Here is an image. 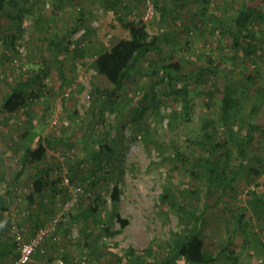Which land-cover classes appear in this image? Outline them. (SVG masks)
<instances>
[{"label": "rangeland", "instance_id": "1", "mask_svg": "<svg viewBox=\"0 0 264 264\" xmlns=\"http://www.w3.org/2000/svg\"><path fill=\"white\" fill-rule=\"evenodd\" d=\"M145 1L11 0L0 17V103L16 80L28 81L35 91L16 114L0 112V197L5 206L0 216V264L17 258L12 230L29 238L56 216L62 220L28 264H156L168 251L171 234L192 227L187 213L160 202L163 192L177 195L179 205L202 214L208 259H213V245L231 238L236 264H264V219L256 216L246 196L249 189L257 190L255 183L264 182V138L255 133L248 147L247 164L260 173L241 170L226 192L208 187L204 177L191 173L193 163V169L200 170L192 151L201 138L202 119L218 116L221 86L250 90V100L230 112L235 132L252 103L264 104V0H247L263 12L254 24L250 55L233 49L225 30L241 0H173L163 18L156 0H151L155 11L148 21L142 19ZM119 17L141 19L148 33L158 38L165 59L179 63L180 72L173 73L184 82L175 87L186 84L188 112L162 72L160 83L152 75L137 76L117 92L118 98L106 78L96 73L95 56L128 36ZM53 40L60 48L54 49ZM150 59H156L153 48L140 60L144 70ZM150 89L157 102L152 106L141 100ZM114 99L112 106L109 101ZM258 118L264 125V106ZM27 128L49 143L43 161L16 176L18 145ZM219 131L225 133L222 127ZM100 139L111 153L98 150ZM176 149L190 153L189 162H179ZM233 158L230 168L236 169ZM37 174L47 185L42 194L30 196ZM115 184L120 189L117 211L128 223L118 234L105 235L104 224L120 228L105 214ZM192 185L197 194H190ZM72 186L81 188L74 200ZM205 264L230 262L218 257Z\"/></svg>", "mask_w": 264, "mask_h": 264}, {"label": "trees", "instance_id": "2", "mask_svg": "<svg viewBox=\"0 0 264 264\" xmlns=\"http://www.w3.org/2000/svg\"><path fill=\"white\" fill-rule=\"evenodd\" d=\"M173 0H156V6L159 8L161 18L168 12L170 3ZM11 0H0V17L9 9ZM160 6H158V4ZM263 12L261 9H254L247 4V0H241V5L234 17H232L225 28L230 39L231 47L233 49H241L245 55L253 54V41L255 38L254 24L256 19L261 17ZM81 20V19H78ZM118 21L121 26L127 30L128 36L121 38L114 43L109 49L99 52L93 61V68L96 73L106 78L112 85L115 96L118 98L117 92L121 91L124 86L129 87L137 76L142 74L152 75L160 83L163 76H159V72L164 73L170 87L174 88L176 93H180L184 100V112H188V91L186 84L176 88L178 82H182V78L177 77L173 72H180V65L178 62L167 61L158 44V38L155 35L148 33L145 23L141 19L124 20L119 17ZM220 23V22H219ZM219 26V24H218ZM76 29H74L75 31ZM68 44L71 42L68 41ZM246 43L245 45H243ZM54 49L60 48L59 41H51ZM154 49L156 59H150L145 70L140 66V60L146 55L150 49ZM74 52L77 54L76 48ZM209 59V58H208ZM210 60V59H209ZM149 68V69H148ZM40 75L36 74V78ZM184 82V81H183ZM249 89L237 90L231 84L221 86V97L217 100V118H205L201 122V138L196 142V147L193 148L194 156L199 164L200 170L196 171L191 167V173L196 178L204 177L207 186L214 189H221L226 192L232 188L241 170L247 174L253 173L258 175L260 173L256 168L249 166L247 163L249 158L248 147L253 140L255 133L264 138V125L260 123L258 112L260 107L264 104L252 103L248 112L246 120L240 121L238 127L233 131V126L229 123L230 112L235 107H240L242 103L250 100ZM35 91L29 87L26 80H16L14 84L8 87L4 94L2 102L0 103V112L8 116L16 114L25 104L29 97L35 96ZM150 93V94H149ZM142 102L148 106L157 103L154 97V90L142 94ZM117 100V99H116ZM116 100L109 101V104L114 106ZM207 103V102H206ZM210 106V105H209ZM145 110V109H144ZM135 114V113H134ZM140 114H144V111ZM135 117V116H134ZM137 117V116H136ZM140 117V115H139ZM138 117V119H139ZM135 119V118H134ZM223 128L225 133H220L219 128ZM222 131V132H223ZM235 132V133H234ZM226 134L227 138L224 137ZM228 142L234 144L235 149L229 148ZM47 140L43 139L41 135L34 132L32 129H25L21 135V141L18 145L20 152V169L17 171L19 176L28 165L41 163L46 155ZM98 150L104 154L111 153V149L105 143V140L100 139L97 142ZM179 162H189L190 153L181 152L179 149L175 151ZM233 155H235L237 163L234 165L236 169L230 168V163L234 162ZM223 160V161H221ZM1 166V158H0ZM233 167V166H232ZM55 184V183H54ZM51 184V186H54ZM257 190L249 189L246 193L247 198L255 205V214L259 219H264V182L255 183ZM46 181L41 174H37L33 180V193L40 195L46 188ZM56 186V185H55ZM260 190L258 191V189ZM190 194H197L193 185L190 187ZM162 204H167L178 211L187 213L191 218L192 227L185 229L184 233H172L168 251L162 253L156 264H205L215 258L224 257L230 264L238 262V253L235 249V244L231 238L227 239L221 245H213L211 248V255L213 259H208L204 253L203 228L204 218L202 214H196L192 209H185L183 205H179L177 195L173 193L163 192L159 196ZM110 200L112 205L109 211L105 214L109 215L111 220H116L120 228L112 229L110 224H104L101 231L105 235L118 234L128 223L123 219L118 211L117 205L120 201V189L117 184L114 185L110 191ZM5 210L4 200L0 197V216ZM95 210V209H93ZM90 211V210H89ZM92 212V211H91ZM242 218V217H240ZM239 218V219H240ZM239 220L236 222L238 223ZM246 233L247 230H244ZM84 235L89 239L90 234L84 231ZM85 244L89 247L88 241ZM170 250V252H169ZM7 251H4L5 254ZM128 254L132 253L129 249ZM18 257V254L17 256Z\"/></svg>", "mask_w": 264, "mask_h": 264}, {"label": "built area", "instance_id": "3", "mask_svg": "<svg viewBox=\"0 0 264 264\" xmlns=\"http://www.w3.org/2000/svg\"><path fill=\"white\" fill-rule=\"evenodd\" d=\"M210 3H213L214 0H208ZM154 6L151 0L145 1V11L142 16L144 21H148L154 15ZM63 181L65 185H68L69 181L67 178H64ZM74 187V186H72ZM81 191L79 186H75L72 189L73 200L76 198V195ZM68 204V203H67ZM71 204V203H69ZM62 218L58 219V217H54L51 221H49L44 227H39L29 238H25L22 233L16 229L13 231V237L18 250V257L11 264H28L34 253L39 249L43 240L49 235L55 232V228L59 221Z\"/></svg>", "mask_w": 264, "mask_h": 264}, {"label": "crops", "instance_id": "4", "mask_svg": "<svg viewBox=\"0 0 264 264\" xmlns=\"http://www.w3.org/2000/svg\"><path fill=\"white\" fill-rule=\"evenodd\" d=\"M61 264H62V262H61Z\"/></svg>", "mask_w": 264, "mask_h": 264}]
</instances>
